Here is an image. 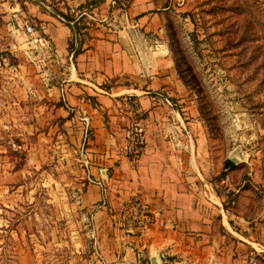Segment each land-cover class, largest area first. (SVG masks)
<instances>
[{"label": "crops", "instance_id": "0c3cea01", "mask_svg": "<svg viewBox=\"0 0 264 264\" xmlns=\"http://www.w3.org/2000/svg\"><path fill=\"white\" fill-rule=\"evenodd\" d=\"M110 2L56 0L48 6L54 12L42 23L54 49L35 57L44 60L46 69L41 74L45 87L40 83L34 91L49 102L48 113L63 120L70 152L79 154L86 180L79 202L95 219L96 252L105 264H134L138 250L145 264L152 256L158 264H241L252 252L264 258V197L248 199V187L240 191L238 209L224 207L227 197L215 185L223 179H212L224 169L223 160L215 164L192 98L167 54L138 32L150 26L142 11L158 4L119 1L131 15L121 30L115 28L119 9ZM56 9L80 13L70 21L54 14ZM91 14L95 21L89 20ZM74 22L82 26L77 34ZM70 40L79 45L75 55ZM129 110L144 116L146 149L136 163L121 156L113 164ZM85 127L90 136L81 154ZM132 194L148 204L156 221L145 235L128 240L117 227L116 214Z\"/></svg>", "mask_w": 264, "mask_h": 264}, {"label": "rangeland", "instance_id": "374dc122", "mask_svg": "<svg viewBox=\"0 0 264 264\" xmlns=\"http://www.w3.org/2000/svg\"><path fill=\"white\" fill-rule=\"evenodd\" d=\"M55 1L0 0V53L22 43L15 30L24 23L48 37L43 17L54 12L48 6ZM119 1L110 4L119 9L115 28L123 30L131 15ZM154 1L158 8L141 10L150 26L138 32L167 54L215 164H235L227 169L233 190L224 207L238 209L240 191L248 187V199L264 197V0ZM55 12L63 19L59 13H80ZM10 55L9 65L0 64V264H105L96 252L95 219L79 202L86 181L79 154L70 152L63 120L52 117L49 102L34 91L46 64L36 52ZM250 255L264 264L256 252L241 264H251Z\"/></svg>", "mask_w": 264, "mask_h": 264}, {"label": "built area", "instance_id": "2783aa9c", "mask_svg": "<svg viewBox=\"0 0 264 264\" xmlns=\"http://www.w3.org/2000/svg\"><path fill=\"white\" fill-rule=\"evenodd\" d=\"M115 3V1H112ZM16 34H22L23 41L19 43L14 41L11 43L9 48V54L0 53V64L7 66L9 65L10 54L21 51L24 54L31 56L34 52L40 55H51L54 49L52 43L48 37H44L31 23H24L22 31L15 30ZM169 102V101H168ZM86 119V118H85ZM90 133L87 127L84 128L83 139L79 146L81 154L85 153L88 145ZM15 149L20 148V145H14ZM146 149V135L144 117L141 113L134 110H130L127 116V121L122 130V141L114 151V163L121 156H125L131 163H136L142 153ZM89 159H85L84 163L87 164ZM216 187L223 189V194L226 196L233 190L231 183L229 182V176L225 175L221 183L215 184ZM208 188L205 187V191ZM156 221V213L151 210L147 203H145L138 194H132L120 203L117 214L116 224L118 229L121 231L123 238L128 240L139 239L149 231L150 227ZM144 254L141 250L135 253L134 264H142ZM249 263L256 264L255 257L249 256Z\"/></svg>", "mask_w": 264, "mask_h": 264}, {"label": "trees", "instance_id": "16d2710c", "mask_svg": "<svg viewBox=\"0 0 264 264\" xmlns=\"http://www.w3.org/2000/svg\"><path fill=\"white\" fill-rule=\"evenodd\" d=\"M59 14H61L66 20H70V21L73 20L72 17H67L66 15H63L62 13H59ZM81 28H82V26L77 25L76 22L73 23L72 30H74V33H76V34L79 33V30ZM68 48H69V50L73 51L74 55L76 53H78L79 49H80L79 45H77V44L75 45L73 40H70V43L68 44ZM223 165H224L223 166L224 169L220 173V176H219L220 178L215 180V181H221L224 178V176L227 174V169H231V168L235 167V164L231 160H228V159L224 161Z\"/></svg>", "mask_w": 264, "mask_h": 264}, {"label": "water", "instance_id": "95a60500", "mask_svg": "<svg viewBox=\"0 0 264 264\" xmlns=\"http://www.w3.org/2000/svg\"><path fill=\"white\" fill-rule=\"evenodd\" d=\"M150 264H158V258L155 256H152L150 259Z\"/></svg>", "mask_w": 264, "mask_h": 264}]
</instances>
